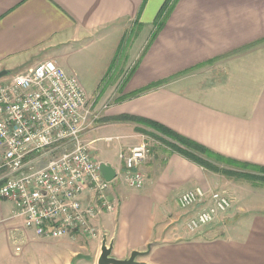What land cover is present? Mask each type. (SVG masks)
<instances>
[{"label": "crops", "instance_id": "obj_1", "mask_svg": "<svg viewBox=\"0 0 264 264\" xmlns=\"http://www.w3.org/2000/svg\"><path fill=\"white\" fill-rule=\"evenodd\" d=\"M163 1L0 0V71L10 77L46 58L63 67L68 46H104L88 38L137 17L151 22ZM263 40L264 0H178L126 90L160 84L106 106L85 136L94 157L117 171L120 153L148 137L152 120L231 160L264 166ZM111 88L93 98L107 97ZM155 141L140 164L142 187L111 183L108 194L117 206L95 220L101 234L92 240L80 232L39 237L0 210V264H98L104 233L121 258L156 241L141 258L150 264H264V208L245 213L233 196L227 212L189 230L187 220L200 206L182 209L179 195L196 186L226 190L231 181ZM38 250L44 255L36 261Z\"/></svg>", "mask_w": 264, "mask_h": 264}, {"label": "built area", "instance_id": "obj_2", "mask_svg": "<svg viewBox=\"0 0 264 264\" xmlns=\"http://www.w3.org/2000/svg\"><path fill=\"white\" fill-rule=\"evenodd\" d=\"M94 104L78 74L51 58L0 78V196L14 201L8 218L22 220L39 237H98L95 220L117 206L108 194L111 183L138 188L146 181L140 164L152 154L148 137L120 153L122 166L112 181L103 177L85 138L101 120ZM178 201L185 210L200 206L187 220L191 231L233 205L226 190L202 186L183 191Z\"/></svg>", "mask_w": 264, "mask_h": 264}, {"label": "rangeland", "instance_id": "obj_3", "mask_svg": "<svg viewBox=\"0 0 264 264\" xmlns=\"http://www.w3.org/2000/svg\"><path fill=\"white\" fill-rule=\"evenodd\" d=\"M177 1L178 0H164L156 17L153 18L151 22L146 23L145 21L140 20V17H137L133 22L131 20L122 21L117 28L115 26L111 28V30L114 31L121 26V31L118 30V32H113L103 30L88 38L89 41L93 40L96 44H102L104 46H68L65 52L67 54L63 59L62 65L66 70L78 74L86 88L88 98L95 101V110L103 112L106 106L118 103L117 99L128 92L126 87L129 85L133 73L138 67L140 61L143 60L144 55L166 22V19L171 14ZM262 42H264V40ZM118 43H120V46H113ZM133 63L135 64L132 66ZM195 79L198 81L201 80L200 77ZM112 85L113 88L111 89L113 91L111 93L109 92L107 97L98 99L97 97L93 98V96L99 92L103 91V94L107 93ZM202 98L209 99L208 96H206V98L205 96H202ZM102 118L103 116H101V119ZM149 130H152V128ZM148 140L153 150V148H155L154 146L157 144L155 141L156 138L148 135ZM159 141L160 140L157 139V142ZM113 142H117V139ZM61 151L62 150L53 153L52 156H58L61 154ZM50 157L51 155L42 156L37 160L36 165L44 164ZM221 165L245 172H251L256 175V177H248L246 175L240 176L234 173H220L231 181L229 186H225V189L230 194L232 193V202L234 196V206L244 207L246 211L245 213L250 212L254 207L259 205L260 209H263L264 172H260L262 169H260V171L251 168L245 170L241 169V167L228 166L225 163H222ZM257 176H260V178ZM13 208V200L0 196V210H2V215H4V217L11 216ZM244 219L245 218H242L241 221H244ZM98 230L100 229L98 228ZM82 235L85 236L84 234ZM87 238L92 240L90 237ZM16 244L23 247L22 245L24 242L19 241L14 243L15 246ZM24 251L25 248L21 253ZM38 253L40 256L34 257L36 261L40 259L42 254L44 255V251L38 250Z\"/></svg>", "mask_w": 264, "mask_h": 264}, {"label": "trees", "instance_id": "obj_4", "mask_svg": "<svg viewBox=\"0 0 264 264\" xmlns=\"http://www.w3.org/2000/svg\"><path fill=\"white\" fill-rule=\"evenodd\" d=\"M166 17V16H165ZM132 75V74H131ZM160 82H154L147 86L138 88L134 91H129L123 95H121L117 102H121L125 99H128L133 96H137L147 90H150L157 85H159ZM124 119H136L134 116L125 115L122 116ZM145 122V120L143 119ZM142 121V122H143ZM146 125L152 130L145 129V132L148 133L153 138H156L166 144H168L173 150L183 154L184 156L190 158L191 160L195 161L196 163L206 167L207 169L220 172V173H226V174H236V175H246L248 177H256L255 174L251 172H245L239 169L235 168H229L221 165L222 163L227 164L228 166H234V167H241V169L247 170L248 168L259 170L262 169L260 172H264V166H257L254 164H250L247 162H238L235 160H231L230 158H227L219 153H216L212 151L211 149L205 147L204 145L188 139L174 130L160 124L157 122H154L152 120H147ZM220 163V164H219ZM260 178V176H257Z\"/></svg>", "mask_w": 264, "mask_h": 264}, {"label": "water", "instance_id": "obj_5", "mask_svg": "<svg viewBox=\"0 0 264 264\" xmlns=\"http://www.w3.org/2000/svg\"><path fill=\"white\" fill-rule=\"evenodd\" d=\"M8 74V70L0 71V78ZM100 170L103 177L107 181H112L117 174L115 168L109 163L100 161ZM156 241H151L147 244L146 249H134L130 252L127 257H117L112 254L113 251V240L108 242V233H104L102 236L101 252L98 256V264H150L146 260L140 259L143 256L148 255L151 252L152 246Z\"/></svg>", "mask_w": 264, "mask_h": 264}]
</instances>
